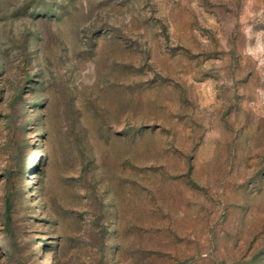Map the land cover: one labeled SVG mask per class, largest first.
<instances>
[{"label":"rangeland","instance_id":"obj_1","mask_svg":"<svg viewBox=\"0 0 264 264\" xmlns=\"http://www.w3.org/2000/svg\"><path fill=\"white\" fill-rule=\"evenodd\" d=\"M0 264H264V0H0Z\"/></svg>","mask_w":264,"mask_h":264}]
</instances>
